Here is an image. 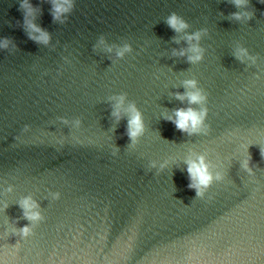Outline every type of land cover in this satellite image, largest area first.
Segmentation results:
<instances>
[{"label":"water","instance_id":"95a60500","mask_svg":"<svg viewBox=\"0 0 264 264\" xmlns=\"http://www.w3.org/2000/svg\"><path fill=\"white\" fill-rule=\"evenodd\" d=\"M30 3L47 44L28 38L19 0H0V39L12 41L0 48V264H264V3L249 0L241 22L230 0H74L63 23L51 0ZM171 12L189 34L207 29L200 62L172 54L188 42ZM238 43L256 64L235 58ZM189 78L207 93V134L163 118L189 106L174 95ZM121 93L145 122L134 148L127 115L112 116ZM201 154L223 179L195 198L184 161ZM24 197L44 217L27 238L12 234L30 223Z\"/></svg>","mask_w":264,"mask_h":264},{"label":"clouds","instance_id":"9594fccd","mask_svg":"<svg viewBox=\"0 0 264 264\" xmlns=\"http://www.w3.org/2000/svg\"><path fill=\"white\" fill-rule=\"evenodd\" d=\"M52 2V17L53 20L60 21L63 23L62 17L66 13H70L74 7V0H51ZM230 2L238 9V11L231 12L229 17L236 21L245 22L250 20L254 13L249 10V0H230ZM264 3V0H261ZM19 10L23 15L22 27L26 32L29 39L34 40L38 43L47 44L49 41V33L41 29L34 21L35 15L38 8L34 7L30 0H19ZM165 22L173 31L176 33L185 32L189 27L188 22L176 12H171L166 18ZM20 24V21H17ZM207 34L206 28H201L192 32L191 34L185 32L184 39L188 42V47L186 49H180L177 51L173 49V55L185 56L190 64H196L200 62L204 57L205 49L199 45V41L202 35ZM176 42L179 39L174 37ZM196 41V43H192ZM12 43L11 38L4 37L0 39V48H8L9 44ZM100 44H104V37L101 36L99 40ZM13 49L15 44L12 45ZM107 50L111 51L112 48L107 46ZM132 51V47L128 43H124L122 47H118L116 51L117 57H124L125 53ZM235 58L241 63L245 60L251 64H256L257 56L250 54L248 49L237 44L233 51ZM182 85L185 89L183 93H174L176 99L188 102V107H179L172 110L171 114L165 112L163 118L167 121H171L177 130L182 133H186L189 136L194 134H207L209 131V125L205 122L208 113L207 104V93L203 88L198 85V81L195 78H189L182 81ZM126 93H121L114 97L115 104L113 106L112 116L118 121L121 118L122 112L126 114L127 128L126 135L129 138L130 143L128 147L134 148L139 142L140 137L145 132V122L142 113L138 110L134 102H129L127 107H123L125 101ZM192 105H197L198 107H192ZM63 123H68L67 119L64 117H59ZM81 121L76 118L73 124L79 127ZM28 125H24L23 130L28 129ZM19 139V137H16ZM63 143V140L60 141ZM118 150V148H117ZM116 155V151L113 152ZM260 155L264 158V149L260 148ZM251 155L249 154L246 158L241 161V168L246 171L249 175L253 174V168L250 166ZM167 160L159 164L157 168V161L152 160L149 162V168H157V171L162 170L167 165ZM186 165V171L188 174L189 183L187 187L189 189L195 190V198H204L205 193L214 181H221L223 179V173L220 171L213 172L212 165L206 160L204 155H198L195 159L188 157L184 161ZM52 199H59L60 193H51ZM20 207L23 210V216L30 223L22 226L19 229H12L13 235H19L21 238H27L33 233V229L44 220L38 210V205L31 197H24L18 201Z\"/></svg>","mask_w":264,"mask_h":264}]
</instances>
